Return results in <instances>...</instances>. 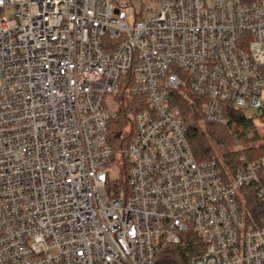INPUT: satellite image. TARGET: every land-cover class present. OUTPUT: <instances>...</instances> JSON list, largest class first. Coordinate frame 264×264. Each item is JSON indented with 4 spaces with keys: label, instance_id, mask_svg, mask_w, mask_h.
<instances>
[{
    "label": "built area",
    "instance_id": "2783aa9c",
    "mask_svg": "<svg viewBox=\"0 0 264 264\" xmlns=\"http://www.w3.org/2000/svg\"><path fill=\"white\" fill-rule=\"evenodd\" d=\"M176 94L264 131V0H0V264H155L190 230L191 264H264L240 209L264 159L199 162ZM135 97L117 193L108 126Z\"/></svg>",
    "mask_w": 264,
    "mask_h": 264
},
{
    "label": "trees",
    "instance_id": "16d2710c",
    "mask_svg": "<svg viewBox=\"0 0 264 264\" xmlns=\"http://www.w3.org/2000/svg\"><path fill=\"white\" fill-rule=\"evenodd\" d=\"M127 78H132L129 73ZM175 102L183 110L186 116V136L191 145L192 151L199 162L216 159L226 176L235 174L238 170L246 168L249 164H259L264 159V137L257 131L252 136H244L236 139L229 131V127L220 124L197 123V108L189 105L185 99L175 95ZM142 97H135L132 101L122 102L118 117L111 120L108 126V142L112 149L111 163L120 164V172L115 180L116 192L127 187L129 174V163L124 156L126 149L133 137L132 117L137 109L134 104ZM123 101V99H120ZM233 121L243 120L240 111L231 114ZM223 146L224 149L238 143H246L248 146H241V149L225 150L220 158L214 152V145ZM228 174V175H227ZM260 177L264 183V165L260 167ZM112 183H108L110 188ZM240 209L248 227L261 225L264 217V201L257 196L253 186H246L240 189ZM201 242L193 231L183 234L181 243L170 244L164 247L156 257L155 264H191V259L201 251Z\"/></svg>",
    "mask_w": 264,
    "mask_h": 264
},
{
    "label": "rangeland",
    "instance_id": "374dc122",
    "mask_svg": "<svg viewBox=\"0 0 264 264\" xmlns=\"http://www.w3.org/2000/svg\"><path fill=\"white\" fill-rule=\"evenodd\" d=\"M133 18H131L132 20ZM198 123V121H197ZM199 124V123H198ZM203 125V124H202ZM258 125V123L256 122V120L253 118V113L252 111L250 112H247L245 115H244V118L243 120H241L240 122H233L230 126H229V131L233 134V136L236 138V139H240L246 135L248 136H252L253 133L255 131H257L255 129V126ZM259 133V135L261 137H264V131H257ZM261 143H264V138L262 139ZM214 145V152L216 154V156L218 157H222L225 150H236L239 146H248L250 145L249 144H244V143H238L232 147H229L227 149H224L223 146H218V145H215V143H213ZM112 176H116V173H112L111 174ZM104 190H108L107 188H104Z\"/></svg>",
    "mask_w": 264,
    "mask_h": 264
}]
</instances>
